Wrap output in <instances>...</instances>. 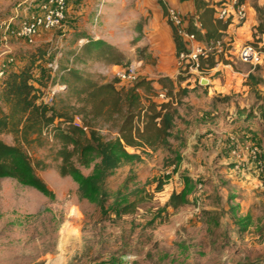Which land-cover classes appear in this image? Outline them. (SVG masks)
I'll list each match as a JSON object with an SVG mask.
<instances>
[{"label": "rangeland", "instance_id": "1", "mask_svg": "<svg viewBox=\"0 0 264 264\" xmlns=\"http://www.w3.org/2000/svg\"><path fill=\"white\" fill-rule=\"evenodd\" d=\"M20 1L0 0V22ZM69 5L65 34L48 33L45 43L38 39L35 45L13 40L16 63L7 65L6 71L19 70L36 54L44 57L39 65L47 70L56 59L61 69L73 68L72 56L81 50L80 39L99 38L125 56L124 65L79 64L80 71L113 81L119 68L140 60L138 49L148 47L153 60L142 61L141 78L167 77L165 71L170 69L157 63L152 46L142 45L143 38L148 40L154 9L162 8L159 0H70ZM256 5L257 1L251 2L252 7ZM35 73L40 76V69ZM212 74L201 77L224 80L222 71ZM195 77L199 81L200 76ZM234 87L230 93L211 96L192 90L182 100V120L177 122L185 143L171 141L173 154L164 149L139 150L141 161L124 163L107 179L103 211L79 193L81 180L92 176L97 162L80 167L76 177L62 178L52 142L46 137L48 143L33 145L29 149L33 160L47 165L37 174L55 199L15 180H0V264H264V137H248L250 116L240 110L239 101L244 98L241 89ZM212 101L222 103L224 114L234 101L235 112L243 114L233 122L228 119L224 130L223 124L210 121L217 116L207 119L198 114L202 103L212 108ZM206 129L196 143L195 131ZM218 132L225 135L222 142L212 135ZM0 140L9 145L15 142L6 134ZM254 145L261 151L257 160L251 154ZM173 194L184 198L178 209L169 207ZM123 200L136 203L137 210L117 217L110 208Z\"/></svg>", "mask_w": 264, "mask_h": 264}, {"label": "trees", "instance_id": "2", "mask_svg": "<svg viewBox=\"0 0 264 264\" xmlns=\"http://www.w3.org/2000/svg\"><path fill=\"white\" fill-rule=\"evenodd\" d=\"M193 1L201 29L193 26L194 19L190 17L188 30L205 46L211 42L223 46L222 55L201 59L199 71L207 75L220 62L236 69L235 64L225 57L233 43L228 35L230 23L215 19L213 0ZM248 1L258 3L260 0H239L241 4ZM160 5L166 15V8ZM254 9L258 25L253 28V42L250 44L259 48L264 44V7L256 5ZM52 32L62 31L42 34ZM173 32L178 57L188 52L187 45L174 29ZM261 50L264 53V48ZM137 52L139 61L144 64L152 62L148 47L138 49ZM72 57L71 64L74 67L63 68L60 75L66 90L51 106L39 102L48 88V81H51V72L39 65L44 58L40 54L31 55L19 70L7 71L0 81V135H12L15 141L9 145L0 140V180H15L38 190L51 200L55 199V194L37 174L40 168L47 169V165L36 163L29 152L33 145L42 146L44 142H49L44 136V130L49 127L53 132L52 152L60 162L57 168L62 178L76 177L80 174V167H88L97 162L92 176L81 180L79 193L97 203L103 211L107 179L124 163L141 161V156L130 150H143L145 153L147 149H164L173 154L171 141L185 143L177 122L182 120L179 113L182 100L192 91L188 85L184 88L183 84L193 76L179 75L176 81L168 77L157 81L140 78L133 84H123L116 79L107 81L90 72L80 71L77 69L79 64L103 63L118 67L125 63V56L117 48L94 39H87L80 52L74 53ZM37 69H40V76L35 73ZM262 82L264 80L249 75L245 85ZM155 84L165 94L163 103L156 101L161 92ZM196 87L202 88L199 81ZM76 118L81 120L82 126L75 124ZM104 131L107 135H104ZM161 190V187L158 188V192ZM184 202L182 195L173 194L169 207L178 209ZM136 210V203L127 204L124 200L110 208L117 217L132 215Z\"/></svg>", "mask_w": 264, "mask_h": 264}, {"label": "built area", "instance_id": "3", "mask_svg": "<svg viewBox=\"0 0 264 264\" xmlns=\"http://www.w3.org/2000/svg\"><path fill=\"white\" fill-rule=\"evenodd\" d=\"M169 1L159 0V3L166 8L168 24L186 43L188 51L177 57L179 75L191 77L198 75L200 76L199 83H201L202 80H206L205 77H201L203 74L199 71L201 59H208L214 50L216 51L215 56L222 55L223 46L221 43H212V47H208L199 43L196 35L188 30L190 17L184 15L177 7L172 6ZM68 6V0H22L14 7L10 16L0 22V47L2 49L0 52V79L6 76L5 68L7 65L15 63L11 42L16 40L28 45H35L42 32L62 31L65 34ZM212 6L215 9V19L229 22L231 27L235 29L244 25L248 20V8L239 0H214ZM193 26L201 29L198 18L193 21ZM227 42L228 39L225 43ZM86 43L87 40H81V47ZM262 48H264V44L260 48L247 44L240 52V59L245 63L257 66L264 60ZM142 63V61H138L126 68H119L115 73V79L123 84L137 82L142 77ZM220 65L222 62L218 63L216 67ZM48 68L51 72V81L39 102L51 106L58 97L63 95L66 86L62 84L60 79L62 69L58 60L50 62ZM159 97L165 100L163 92ZM75 124L82 126L79 118H76ZM44 135L50 142H53L52 128H46Z\"/></svg>", "mask_w": 264, "mask_h": 264}, {"label": "crops", "instance_id": "4", "mask_svg": "<svg viewBox=\"0 0 264 264\" xmlns=\"http://www.w3.org/2000/svg\"><path fill=\"white\" fill-rule=\"evenodd\" d=\"M214 0L212 1V3ZM169 3L180 9V11L186 15L191 17L192 19L198 18L194 1L193 0H170ZM147 5V4H146ZM258 5L260 7H264V0L258 1ZM246 7L248 8V20L247 22L238 27L233 28L230 26L228 30V35L232 38L233 43L230 45L231 50L230 52L225 55L228 60L232 61L235 64L236 69H234L230 65H220L219 67H216L212 71L211 76H215V74L219 72H223V79L218 78L217 76L213 78V80L209 81V86L197 88V80L196 77H192L190 80L185 82L183 85H188L189 89L195 90L199 89L204 92H209L210 96L216 94L217 92H231V88L234 86V90H237L236 88H240L244 101H239V106L241 107L240 110L247 111V114L250 116L247 120L248 126L250 127V135L248 137L253 138L254 137H264V83L259 84H251V85H245V81L248 78L249 75L255 76L257 79L264 80V60L261 61V63L257 66L251 65L248 63L243 62L240 59V52L242 48L253 42V28L257 26V14L254 9V7L251 6V2H246ZM164 11L162 8H155L154 9V15H152V21L150 23V26L147 31V36L143 38V43L148 44L149 46H152L153 55L158 59V64H166L165 69H170L169 71H165L167 73V77L171 78L173 81L178 78L179 75V68L175 60H177V50L176 45L174 42V32L173 29L167 24V20H164ZM190 18V19H191ZM199 19V18H198ZM49 37L48 33L42 34L39 38V42L41 44L45 43L47 38ZM84 40V39H80ZM94 40H100L99 38ZM147 40V41H146ZM230 55V57H229ZM176 66V67H175ZM159 67V66H158ZM117 68V67H115ZM258 68V70H257ZM158 87V85H156ZM207 102V101H204ZM231 105H233L229 111L224 114V107H222V103L218 101H212V108L211 111H215L214 114H211L210 108L205 107V103H202L199 108L202 110H198V114L202 116L203 118H207L209 116H217L210 121H212L213 125L223 124V128L225 130L226 124L228 123V119L232 120V122L235 120L238 115L242 116L243 113L239 114V111L235 112L237 110L236 105L234 101L230 102ZM218 109V111H217ZM216 122V123H215ZM231 126H228V129H230ZM215 130L218 129L219 132H221L220 128H214ZM212 131V130H211ZM233 131V130H231ZM208 130L195 131L193 139L196 143H199L200 141V135H203L207 133ZM214 133L215 139H219L220 142H222L225 139V135H221L220 133ZM203 133V134H202ZM220 136V137H219ZM230 136V135H229ZM209 137V136H208ZM214 139V140H215ZM132 153H139L140 151L130 150ZM259 152V153H258ZM256 155L254 160H257L260 157L261 151L259 148L254 145L253 149L251 150V154ZM260 159V158H259ZM257 162V161H256ZM255 163V162H254ZM257 164V163H256ZM261 165V162H259ZM258 164V165H259Z\"/></svg>", "mask_w": 264, "mask_h": 264}, {"label": "water", "instance_id": "5", "mask_svg": "<svg viewBox=\"0 0 264 264\" xmlns=\"http://www.w3.org/2000/svg\"><path fill=\"white\" fill-rule=\"evenodd\" d=\"M200 85H201L202 87L209 86V81L204 79V80L201 81Z\"/></svg>", "mask_w": 264, "mask_h": 264}]
</instances>
